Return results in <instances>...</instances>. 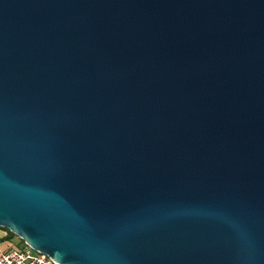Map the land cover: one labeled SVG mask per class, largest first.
<instances>
[{
    "label": "water",
    "instance_id": "obj_1",
    "mask_svg": "<svg viewBox=\"0 0 264 264\" xmlns=\"http://www.w3.org/2000/svg\"><path fill=\"white\" fill-rule=\"evenodd\" d=\"M0 226L58 264H264V0H0Z\"/></svg>",
    "mask_w": 264,
    "mask_h": 264
},
{
    "label": "built area",
    "instance_id": "obj_2",
    "mask_svg": "<svg viewBox=\"0 0 264 264\" xmlns=\"http://www.w3.org/2000/svg\"><path fill=\"white\" fill-rule=\"evenodd\" d=\"M25 243L22 246H4L0 240V264H58L49 255L36 250Z\"/></svg>",
    "mask_w": 264,
    "mask_h": 264
},
{
    "label": "rangeland",
    "instance_id": "obj_3",
    "mask_svg": "<svg viewBox=\"0 0 264 264\" xmlns=\"http://www.w3.org/2000/svg\"><path fill=\"white\" fill-rule=\"evenodd\" d=\"M6 233V231L3 229V228H0V236L4 235ZM2 244L4 246H6L7 244L10 245V246H22L25 244L24 240H22L19 236H17L16 234L9 238V239H3L2 240ZM32 252L35 253L36 250L35 249H32Z\"/></svg>",
    "mask_w": 264,
    "mask_h": 264
},
{
    "label": "trees",
    "instance_id": "obj_4",
    "mask_svg": "<svg viewBox=\"0 0 264 264\" xmlns=\"http://www.w3.org/2000/svg\"><path fill=\"white\" fill-rule=\"evenodd\" d=\"M0 228H3L6 231V233L4 235L0 236V240L9 239V238H11V237H13L15 235V233H13L11 230H9L6 227H1L0 226Z\"/></svg>",
    "mask_w": 264,
    "mask_h": 264
}]
</instances>
